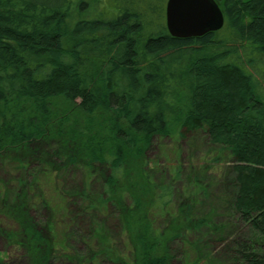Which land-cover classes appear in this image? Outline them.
Listing matches in <instances>:
<instances>
[{"label": "trees", "instance_id": "trees-1", "mask_svg": "<svg viewBox=\"0 0 264 264\" xmlns=\"http://www.w3.org/2000/svg\"><path fill=\"white\" fill-rule=\"evenodd\" d=\"M216 1L221 28L176 38L167 0H114L112 13L102 7L94 16L88 0H0V162L16 175L0 204V231L33 264H57V249L70 247L69 264H174L180 255L185 264H212L189 238L202 227L218 236L193 207L208 194L200 179L176 208L172 186L148 171L156 138L199 132L215 153L202 167L219 163L225 176L223 264H264V0ZM135 166L152 188L149 200L129 177ZM173 172L179 180L180 165ZM32 183L45 191L37 199ZM43 206L57 222L38 221ZM88 213L117 217L130 251L77 252L76 238L87 245L100 232L101 224L88 232L75 225ZM60 215L71 216L68 225Z\"/></svg>", "mask_w": 264, "mask_h": 264}, {"label": "rangeland", "instance_id": "rangeland-1", "mask_svg": "<svg viewBox=\"0 0 264 264\" xmlns=\"http://www.w3.org/2000/svg\"><path fill=\"white\" fill-rule=\"evenodd\" d=\"M88 1L89 2L86 6L87 8L85 9V12L88 13V16H94L95 13L97 14V12L103 8H105L107 11V15L114 11V9L112 10V5L115 4L114 0H106L105 4L103 3V0ZM159 1L162 7L165 6L166 0ZM210 155L211 158H213L215 153L210 154L207 137L202 132L176 139L172 137H158L153 142V150L149 156L150 169L148 171L156 184L158 183L162 186H172L173 194L170 192V198L172 200V205H174L176 208L177 205L180 206L187 204V186L191 187L196 178L200 179V184L206 188L208 194L207 197L204 198V200L200 203L196 201L193 207L194 210L197 211V214H202L203 216H206L207 214L209 215V220H211V222H215V229H217L218 236L216 233L215 236L208 235L206 232L208 227H202L200 231L193 232L191 235H189V238L195 241L194 248H198V251L202 256H209L212 264H216V261H219L220 264H223L224 261L229 260V256L226 254L228 253V249L226 248L227 241L224 238L220 239L222 234L219 228L223 223H225L224 221L226 220V208H223L224 199L227 197V194L225 193L226 187L223 184L225 176L224 174H219V172L215 170V168L219 166V163L213 164L212 168L202 167L206 159H210ZM178 165L181 167V178L179 180H175L173 177V170ZM64 171L65 169L61 168L60 172L63 178L62 191L63 193L67 194V191L70 189L65 186L68 178ZM69 171L67 172L69 173ZM139 173L141 172H139L137 166H135L130 171L129 177L133 181V184H136L137 186V189H135L136 192H138L140 195L143 193L144 198L149 200V198H151L153 195L152 188H146L145 180ZM73 177L75 178L74 184H80L81 178H83L82 171L77 169ZM15 178V173L10 170L3 162H0V204H5L7 199H9L11 191L14 187L13 183ZM31 185H35V187L32 186L31 188L34 192L33 197H35V199L40 196L42 190L43 193L45 192L44 188L42 187L41 190L37 183H32ZM72 185V183H69V186ZM95 188H100V185H95ZM215 208H217L216 212L213 210ZM34 215H38L40 217L38 221H48L49 219H54L55 222H57V214L49 213L44 208V206L43 209H40L39 211L34 210ZM81 215V219L75 221V225L80 230H86V232H88L91 227H97L99 224H101V228L99 227L100 232L98 233V237L93 233L85 237V242L87 245L84 243L83 238H76L73 244L77 252L82 253L84 256V254H86L88 251L91 253L90 251L99 250L101 247L121 255L124 253L127 254V252L130 251L131 236L126 233L123 223H120V220L117 217L111 215L94 217L92 213ZM70 218L71 216L68 218L66 217L65 219L64 217H61V219H58V222L60 224V222L66 220V225H68ZM167 222L168 220L166 223ZM137 224H139V218ZM133 229L136 230V228ZM248 236L253 239L257 238V235L253 230L250 231ZM191 239L189 241H191ZM175 244L174 247L176 249L179 248V246L183 248L182 244L179 242L176 245ZM68 251L73 253V248H68ZM70 252L61 250V248L60 250L57 249L55 254V256L59 257L57 264H69L70 262L67 259V256H71L70 254L72 253ZM30 255L29 253H25V250L21 244L14 242L12 243L4 235V233L0 231V264H33ZM184 259V255H180L173 261V263L185 264ZM86 262H84V264H96L91 261L87 263ZM71 264L78 263H74L72 261ZM102 264H120V262L115 263L114 261L111 263L106 262Z\"/></svg>", "mask_w": 264, "mask_h": 264}, {"label": "water", "instance_id": "water-1", "mask_svg": "<svg viewBox=\"0 0 264 264\" xmlns=\"http://www.w3.org/2000/svg\"><path fill=\"white\" fill-rule=\"evenodd\" d=\"M166 26L176 38L201 37L224 24V14L216 0H167Z\"/></svg>", "mask_w": 264, "mask_h": 264}]
</instances>
